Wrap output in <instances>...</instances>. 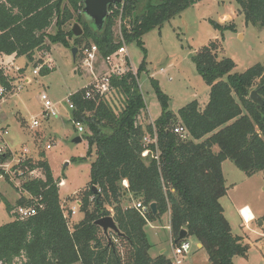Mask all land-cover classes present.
Returning a JSON list of instances; mask_svg holds the SVG:
<instances>
[{"label": "trees", "instance_id": "1", "mask_svg": "<svg viewBox=\"0 0 264 264\" xmlns=\"http://www.w3.org/2000/svg\"><path fill=\"white\" fill-rule=\"evenodd\" d=\"M83 1L0 0V56L25 57L34 68L41 66L40 76H47L54 69L36 61L35 53L50 51L46 40L67 46L66 38L73 34L65 33L63 27L75 16L84 27V33L75 38H89L102 59L115 53L122 41L125 45L135 43L144 53L142 37L146 33L203 0H124L122 7H109L100 32L83 22ZM234 1L246 24L264 29V0ZM117 20L122 41L115 40L112 31ZM209 23L221 35L234 30L232 26ZM52 25L57 32L49 36L47 30ZM216 41L211 40L192 58L197 74L209 87L203 108L193 100L176 114L171 113L168 97L151 80L161 107V115L153 124L156 146L143 142L146 135L152 136V126L137 124L145 109L137 81L139 73L145 71L143 61L137 75L129 67L124 75L109 79L110 89L124 100L119 113L98 94L87 99L90 86L68 96L73 105L72 121L87 129L82 137L87 142L86 157H94L89 165V188L77 200L83 217L71 222L70 210L61 207L60 179L53 178L40 152L37 160H26L20 166L29 171L41 168L45 180L25 182L22 187L31 199L19 198L13 206L7 204L13 220L0 226V264H172L165 255L149 256L144 231L147 224L167 213L173 246L194 237L210 264H233V258L246 256L248 246L232 234L220 204L226 195L221 165L230 161L246 176L260 173L264 180V66L256 64L243 73H234L231 59H218ZM11 83L0 69V86L9 93ZM253 90L262 98V107L249 100ZM176 127L185 130L186 140L174 133ZM215 146L217 153L212 151ZM144 151H148L146 157H142ZM85 160L73 158L71 162ZM91 186L98 189V194L91 192ZM133 202L148 208L156 204L157 215L148 211L142 217ZM18 206H32L36 213L18 220L12 214ZM109 209L123 234L118 237L110 232V243L94 225L96 220L111 216ZM181 230L187 231V237L178 240Z\"/></svg>", "mask_w": 264, "mask_h": 264}, {"label": "rangeland", "instance_id": "2", "mask_svg": "<svg viewBox=\"0 0 264 264\" xmlns=\"http://www.w3.org/2000/svg\"><path fill=\"white\" fill-rule=\"evenodd\" d=\"M237 9L234 0H203L164 23L159 29L146 33L142 37L144 53L135 43L125 45L133 74L137 73L142 61L145 67V71L139 73L137 80L145 105V109L137 118L138 125L143 127L150 125L161 115V107L151 80H155L160 90L168 97V110L173 114L193 100H197L202 108L205 106L208 102L209 87L197 74L192 58L211 40H217L218 59L225 57L235 63L234 73H243L256 64L264 66V29L246 24L243 16L237 13ZM209 21L222 26H232L234 30L224 31L221 35V32L214 29ZM74 24L83 31L82 22L76 20V16L63 27V31L72 32ZM112 31L115 40H118L119 20L115 22ZM56 32L54 25L47 30L49 36L55 35ZM66 42L68 44L64 47L46 40L51 52L35 53L36 61L46 62L45 66L54 69L47 76L33 75L35 69L33 63L25 57L18 58L15 64L16 67L21 68L19 71H16L15 66L0 61V69L12 80L11 90L4 96L0 107L1 118H6L5 124L9 126L8 140L11 148L19 152L23 147L31 151L36 149L38 152L43 151L54 177L65 181L61 189L58 187L60 205L67 211L74 208L72 219L77 222L82 218L77 200L81 193L89 188L87 185L89 165L94 157H86L87 142L82 137L87 133V129L81 123L84 131L77 132L67 98L70 94L89 86L95 78L92 73L96 78L101 79L106 71L99 55L96 56L92 68L83 65V50L90 46L89 38L76 39L73 36L66 38ZM73 48L76 49L75 60L72 56ZM27 79L29 83H26ZM42 93L56 105L57 116L49 120H41L35 130H30L28 125L31 118L38 116L42 110L39 101ZM103 99L115 113H119L123 108L124 100L115 91H111ZM77 137L82 140L75 144L73 140ZM144 144L148 145L147 141ZM46 145H50V149L46 150ZM73 158L86 160L75 163L71 162ZM223 175L226 195L222 198L221 205L225 217L230 223L232 233L242 237L243 243L248 246L246 256L233 258V264H264V229H261L263 225L260 223L258 226L256 221L244 224L237 213V209L248 205L256 218L264 216L262 175L257 173L248 177L230 161L224 163ZM67 196L69 198L62 201ZM18 198V188L16 189L13 183L7 182L4 178H0V226L13 220L6 206L15 204ZM134 204L133 202L132 206ZM244 210L248 209L244 208L242 215ZM109 211L112 217V210ZM249 214L251 215L250 211ZM250 220L251 218L247 222ZM166 225L167 217L163 215L161 223L145 228L148 243L151 245L148 254L150 257L158 255L161 247L165 250L164 255L173 262L168 234L163 229ZM186 242L190 250L184 257H179L181 264H209L206 251L196 247L197 240L194 237H188Z\"/></svg>", "mask_w": 264, "mask_h": 264}, {"label": "built area", "instance_id": "3", "mask_svg": "<svg viewBox=\"0 0 264 264\" xmlns=\"http://www.w3.org/2000/svg\"><path fill=\"white\" fill-rule=\"evenodd\" d=\"M123 4L121 5V7ZM119 41H122L121 34L119 33ZM84 59L82 61L85 66H92L93 62L96 60L97 48L94 45H90L88 48L83 50ZM103 65L105 67V73L101 79L94 78L92 83L89 85L92 89L91 91L86 93V98L90 99L94 94H98L100 97L104 98L110 94L111 90L109 87V79L110 77H120L129 71L130 60L128 56V52L126 50V46L122 41V46L113 54L107 56L102 59ZM46 63L44 62V65ZM41 66L37 67L33 71V75H38ZM92 68V67H91ZM130 70L131 67H130ZM16 71H19L17 68ZM133 71V70H132ZM162 71V70H161ZM163 72V71H162ZM135 75V74H134ZM26 83H29V80H26ZM8 92L2 86H0V105L4 100V96ZM93 94V95H92ZM68 100V98H67ZM39 101L41 103V112L38 116L31 118V121L28 125L30 130H35L39 125L41 120H49L55 118L57 116L56 106L52 104L47 98L46 94L42 93L39 96ZM68 108L70 110L73 109V105L68 101ZM1 107H0V178H4L8 180L10 183H13L16 189L19 190V198H27L31 199V195L23 189V184L25 182H29L32 180H45L44 173L41 168L37 167L33 170L23 169L20 167L26 160L35 161L38 159V155L40 152L36 150H28V148L23 147L21 151H15L11 148L8 142L9 137V126L3 123L1 118ZM151 122L152 136L148 135L143 139V142L148 144H153L156 146L157 144V136L155 132L154 125ZM75 126L78 133H83V127L81 123L75 122ZM174 133L179 135L181 139L186 140L188 138L187 133L182 127H176ZM45 149H50V145H46ZM148 155V151H144L142 153V157H146ZM25 180V181H23ZM63 180L58 181V187L63 185ZM125 181H123V184ZM79 206V204H78ZM133 207L138 211V213L145 217L150 209L148 207L143 206L140 202H136ZM36 210L34 207H26V206H18L14 208L12 214L18 220H25L33 215H35ZM241 214V211H240ZM70 215H74V208L70 210ZM242 220L245 224H248L247 220L241 214ZM116 242V240H114ZM190 246L184 241L177 246H172V254H173V262L172 264H181V260L179 257H184L189 253Z\"/></svg>", "mask_w": 264, "mask_h": 264}, {"label": "water", "instance_id": "4", "mask_svg": "<svg viewBox=\"0 0 264 264\" xmlns=\"http://www.w3.org/2000/svg\"><path fill=\"white\" fill-rule=\"evenodd\" d=\"M124 0H84L82 5V16L83 22H87L92 25L98 32H100L105 25V21L108 15V10L110 6H121ZM72 34L74 37H80L83 34L82 29L74 24L72 27ZM72 56L75 60L76 49H72ZM249 100L257 105V107L263 106V100L258 94L257 90H253L249 94ZM75 144L81 142V138L77 137L73 140ZM90 190L93 194H98V189L95 186H91ZM151 213L156 216L157 215V207L156 204L152 203L149 206ZM94 225L99 227L102 230L103 235L110 243L109 233L113 232L118 237H123V234L118 230L113 218L111 216L103 217L94 222ZM187 237V231L181 230L178 240H183Z\"/></svg>", "mask_w": 264, "mask_h": 264}, {"label": "crops", "instance_id": "5", "mask_svg": "<svg viewBox=\"0 0 264 264\" xmlns=\"http://www.w3.org/2000/svg\"><path fill=\"white\" fill-rule=\"evenodd\" d=\"M198 5V4H197ZM50 52H51V49H50ZM49 52V53H50ZM48 54V53H47ZM4 61V64H10V65H12V66H15V69H21V68H19V67H16V62H17V60H18V58H15L14 57V55H11V56H6V55H1L0 56V61ZM46 63V62H45ZM131 64V63H130ZM131 66H132V64H131ZM91 75H93L95 78H96V75H94V73H92ZM71 95V94H70ZM3 103V102H2ZM56 106V105H55ZM40 107H41V103H40ZM151 120V119H150ZM2 121H3V123H6V118H2ZM152 121V120H151ZM152 122H154V121H152ZM141 124V123H140ZM7 125V124H6ZM82 140V139H81ZM8 142H9V140H8ZM87 149V148H86ZM87 151V150H86ZM212 151L214 152V153H217L218 152V148L215 146V147H213L212 148ZM45 158H46V155H45ZM227 161H224L223 163H222V165H221V170H222V174H223V165H224V163H226ZM48 163V162H47ZM49 165V164H48ZM68 165V164H67ZM50 167V166H49ZM51 169V168H50ZM89 169H90V166H89ZM52 171V170H51ZM52 176H53V178L54 179H56L55 177H54V175H53V172H52ZM223 177H224V175H223ZM60 180H62V179H60ZM225 180V179H224ZM64 181V180H63ZM89 183V182H88ZM88 183H87V185H88ZM64 184H65V181L63 182V185L62 186H60V189H61V187H63L64 186ZM226 184V183H225ZM86 185V186H87ZM123 186L126 188L127 187V182L125 181V183L123 184ZM59 189V190H60ZM60 198V197H59ZM67 198H69V196H67V197H65L64 199H62V201L63 200H66ZM19 199V198H18ZM61 199V198H60ZM221 200H222V198L220 199V204H221ZM17 201V200H16ZM14 205V204H13ZM12 205V206H13ZM126 206H128V205H126ZM222 206V205H221ZM64 210H65V208L63 207V206H61ZM244 208H247L249 211H250V213H251V220L250 221H248L249 223L250 222H252V221H256L257 223H258V226H259V224L261 223L262 225H263V227L261 228V229H264V220H263V218H264V216H262L261 215V217H258V218H256L255 217V215H254V213L251 211V209H250V207L248 206V205H244V206H242L241 208H239V209H237V213L240 215V217H241V214H240V211H242ZM223 209V208H222ZM69 210H71V209H69ZM66 211V210H65ZM223 214H224V217H225V212H224V209H223ZM166 215V217H167V225L166 226H164L163 227V229H165L166 231H167V234H168V240H169V245H170V252L172 253V238H171V231H170V214L169 213H167V214H165ZM81 216L83 217V215L81 214ZM72 217H73V215H71V221L72 222H74L73 221V219H72ZM162 217V216H161ZM161 217L160 218H158V219H156L154 222H151V223H149V224H147V226L146 227H150V226H152V225H155V224H159V223H161ZM82 219V218H81ZM80 219V220H81ZM225 219L227 220V222L229 223V221H228V219L225 217ZM241 219H242V217H241ZM79 220V221H80ZM246 220V219H245ZM78 222V221H77ZM75 223V222H74ZM245 224V223H244ZM229 225H230V223H229ZM145 227V228H146ZM231 227V226H230ZM144 231H145V229H144ZM232 232V231H231ZM103 234V233H102ZM233 234V233H232ZM146 235V234H145ZM234 236H238V235H235V234H233ZM238 237H240V236H238ZM240 238H242V237H240ZM146 239H147V237H146ZM187 240V239H186ZM242 240H243V238H242ZM147 242H148V240H147ZM244 242V241H243ZM149 245H150V243H149ZM150 247H151V245H150ZM196 247L198 248V249H203V247H202V245L197 241V243H196ZM164 253H165V250L163 249V248H159V250H158V255H156V256H154V257H151L152 259L153 258H156L157 256H159V255H164ZM173 255V254H172ZM208 257V256H207ZM208 263H209V260H208ZM76 264H79V263H76ZM210 264V263H209Z\"/></svg>", "mask_w": 264, "mask_h": 264}, {"label": "bare ground", "instance_id": "6", "mask_svg": "<svg viewBox=\"0 0 264 264\" xmlns=\"http://www.w3.org/2000/svg\"><path fill=\"white\" fill-rule=\"evenodd\" d=\"M241 214H242V211H241ZM243 215H244L246 220H249L251 218V215L249 214L248 210H244Z\"/></svg>", "mask_w": 264, "mask_h": 264}]
</instances>
